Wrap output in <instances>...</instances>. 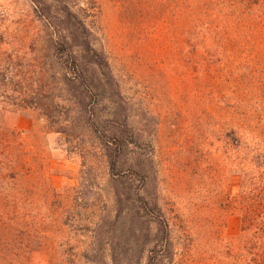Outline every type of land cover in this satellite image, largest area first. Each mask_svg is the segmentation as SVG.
<instances>
[{
    "label": "trees",
    "instance_id": "obj_1",
    "mask_svg": "<svg viewBox=\"0 0 264 264\" xmlns=\"http://www.w3.org/2000/svg\"><path fill=\"white\" fill-rule=\"evenodd\" d=\"M25 3L31 18L28 32H0V264H41L34 262L38 255L46 264L82 260L106 264L96 259L104 216L91 214L86 220L78 211L70 213L73 190L51 188L42 147L25 143L34 133L23 135L3 123L11 109L24 108L42 112L43 134L61 137L68 155L84 161L100 157L114 185L117 216L127 205L141 213L149 246L144 264H175L179 255L190 258L191 229L177 230L172 212L157 200L150 201L143 186L135 194L130 189L128 179L136 176L145 184L149 174L131 148H138L139 140L149 144L157 140L158 120L142 101L125 94L122 77L114 74L103 49L96 47L101 31L98 0ZM115 4L131 24L154 32L163 26L171 30L180 51L196 54L200 63L226 67L238 57L249 61L239 70L244 71L245 83L259 86V97L235 96L234 88L240 86L235 81L229 97L220 96L216 104L222 105L218 117L226 125L229 176L237 179V192L224 206L239 216V233L224 237L217 217L203 238L212 264H264V65L251 62L254 57L248 54L264 50V0H115ZM251 64L258 68L250 69ZM234 70L227 72L233 81ZM101 102L104 112L98 109ZM134 103L143 108L137 117L131 113ZM83 141L89 150L80 149ZM66 229L87 233L77 254L65 238Z\"/></svg>",
    "mask_w": 264,
    "mask_h": 264
},
{
    "label": "rangeland",
    "instance_id": "obj_2",
    "mask_svg": "<svg viewBox=\"0 0 264 264\" xmlns=\"http://www.w3.org/2000/svg\"><path fill=\"white\" fill-rule=\"evenodd\" d=\"M98 2L101 31L96 47L103 49L114 74L122 77L125 94L139 103L142 101L158 120L157 140L150 144L139 140V147L131 148L138 160L148 167L149 174L145 184L136 176L128 179L130 189L135 194L143 186L150 201L157 200L172 212L177 230L183 226L191 229L194 255L186 260L179 255L175 264H212L203 238L211 231V224L219 217L227 239L235 238L240 228L237 213L227 212L224 206L227 197L237 192V179L229 176L223 137L226 125L218 117L222 105L216 104L220 96L229 97L235 81L240 85L234 88L235 96L259 97V86L245 83L244 71L239 70L244 63L249 66V61L238 57L233 65L237 67H222L211 61L200 63L196 54L180 51L175 43L177 36L170 34L171 30L165 26L158 32L150 27L140 28L137 23L126 20L115 0ZM30 21L25 0H0V32H28ZM248 54L254 57L251 62L264 65V50ZM234 68L240 72L236 74ZM229 69L235 71L234 81L232 76H227ZM253 79L258 81L256 76ZM244 85L249 89L244 90ZM139 103L131 107L135 117L143 112ZM98 109L106 110L102 102ZM3 123L23 135L34 133L25 143L42 147L44 173L51 188L73 190L68 203L70 213L78 211L86 220L91 214L104 216L106 223L101 229L97 260L102 259L106 264H114L113 260L115 264L145 263L149 246L145 244L141 213L133 211V205H127L117 216L114 185L99 156L84 161L77 155H68L64 151L67 144L61 137L43 134L46 121L38 109H11L3 116ZM84 148L89 150L85 141L80 144V149ZM77 233L65 230V238L74 254L79 248L81 251L87 241L86 232ZM202 253L206 254L201 256ZM34 262L46 264L40 255L34 257ZM81 264L86 263L82 260Z\"/></svg>",
    "mask_w": 264,
    "mask_h": 264
}]
</instances>
